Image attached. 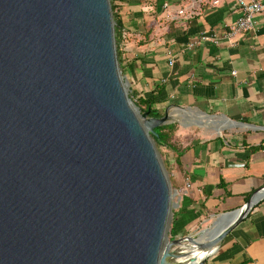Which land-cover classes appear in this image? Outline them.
I'll return each mask as SVG.
<instances>
[{"label":"water","instance_id":"1","mask_svg":"<svg viewBox=\"0 0 264 264\" xmlns=\"http://www.w3.org/2000/svg\"><path fill=\"white\" fill-rule=\"evenodd\" d=\"M126 86L110 0H0V264H204L264 198L169 240L170 118Z\"/></svg>","mask_w":264,"mask_h":264},{"label":"crops","instance_id":"2","mask_svg":"<svg viewBox=\"0 0 264 264\" xmlns=\"http://www.w3.org/2000/svg\"><path fill=\"white\" fill-rule=\"evenodd\" d=\"M214 1L116 4L121 75L130 94L148 99L161 89L154 108L184 135L178 148L166 132L184 194L185 213L177 217L198 213L197 207L212 216L233 211L264 187V14L253 32L228 43L224 36L240 12L234 0ZM208 32L218 43L197 44ZM179 120L189 123L181 132ZM204 264H264V198Z\"/></svg>","mask_w":264,"mask_h":264},{"label":"rangeland","instance_id":"3","mask_svg":"<svg viewBox=\"0 0 264 264\" xmlns=\"http://www.w3.org/2000/svg\"><path fill=\"white\" fill-rule=\"evenodd\" d=\"M126 91L128 95H130L129 88L126 86ZM180 121V120H179ZM188 121L181 122L180 121V132L183 131V127L188 125ZM170 134V139L173 141L171 144L177 146L178 148L182 147V140L184 139V135L180 134L178 135L176 133V130H173L172 132H169ZM165 148V156H166V165H167V173H168V180L170 184V192H171V215L170 219L168 221V226L166 229V236L169 240L172 239H177V238H183L186 236L194 235L199 231L208 229L211 227V224L216 221L217 215H205L204 212L200 211V209L197 207L198 213H193L190 212L191 216L185 215L184 217H177L175 214L181 215V211H184L181 203H180V198L184 194L182 193L181 190H179V184L175 181L174 176H173V170H174V164H173V157H172V152L170 149ZM184 181V180H183ZM177 189V190H176ZM179 190V191H178ZM176 191V192H175ZM178 191V192H177ZM185 213V211H184ZM219 215V214H218ZM181 217V218H180ZM210 232L206 231V233L201 234L199 238L196 239V242L202 240L206 235H208ZM187 244V243H184ZM183 244V245H184ZM185 257L183 258H178L177 261H183Z\"/></svg>","mask_w":264,"mask_h":264},{"label":"built area","instance_id":"4","mask_svg":"<svg viewBox=\"0 0 264 264\" xmlns=\"http://www.w3.org/2000/svg\"><path fill=\"white\" fill-rule=\"evenodd\" d=\"M217 0L213 4H217ZM234 3L240 12L239 17L229 32H226L224 39L230 43L234 36L238 34H246L253 32L256 26V17L264 14V1L263 0H234ZM219 41L216 33L202 34L197 44L212 43L217 44ZM172 65V62H169ZM189 185L187 184V187Z\"/></svg>","mask_w":264,"mask_h":264},{"label":"trees","instance_id":"5","mask_svg":"<svg viewBox=\"0 0 264 264\" xmlns=\"http://www.w3.org/2000/svg\"><path fill=\"white\" fill-rule=\"evenodd\" d=\"M117 1H121V0H110V5H111V10H112V14H113V21H114V36H115L117 57H118L119 68L121 71V56H120V51H119V44H120V40H121L122 25H121L120 18L117 14V6H116ZM160 92H161V89L157 88L156 94L154 96H152L151 98H148V99H142V98L134 99L132 94H130L128 96L134 104L142 105L145 112L149 110L151 115L160 116L161 114L158 112V110H156L154 108V105L157 101L156 97ZM166 127L168 128L167 130L159 131L158 133H159V136H160L161 141L163 143V146L166 148L172 149V147L168 144V141H167L168 137H167L166 132H168V134H169V132H172L174 130V126L173 125H166ZM260 148H261V146L253 148V150L260 149ZM250 196H251V194L246 198V201L249 199Z\"/></svg>","mask_w":264,"mask_h":264},{"label":"bare ground","instance_id":"6","mask_svg":"<svg viewBox=\"0 0 264 264\" xmlns=\"http://www.w3.org/2000/svg\"><path fill=\"white\" fill-rule=\"evenodd\" d=\"M217 219V218H216ZM231 220L230 219H227V222H230ZM206 233V232H204ZM201 236V235H200ZM200 236H198L197 238H199ZM210 237V233L208 235H206L202 240L198 241L197 243H201V242H204L205 240H207L208 238ZM189 244V243H187ZM184 244L183 245V250H186V249H189V248H192V244ZM186 254V253H184ZM193 257H191L190 255L188 257H185V259L183 261H180L178 263L180 264H197V262L201 259L202 257V252H198V253H195L194 255H192Z\"/></svg>","mask_w":264,"mask_h":264}]
</instances>
